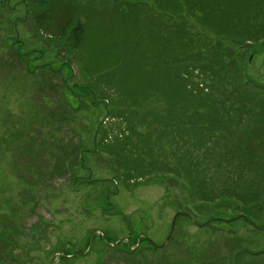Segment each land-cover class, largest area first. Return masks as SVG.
Segmentation results:
<instances>
[{"label":"rangeland","instance_id":"1","mask_svg":"<svg viewBox=\"0 0 264 264\" xmlns=\"http://www.w3.org/2000/svg\"><path fill=\"white\" fill-rule=\"evenodd\" d=\"M77 1L89 12L78 50L69 35L50 38L54 23L38 31L27 1L0 0V264H264L255 257L264 250V195L252 212L237 197L211 192L205 201L189 188L195 174L203 183L221 172L239 179L241 150L218 156L211 145L221 130L243 140L250 126L243 108L241 119L212 128L234 91L260 124L244 133L258 162H247L242 179L261 170L264 192V31L248 24L239 40L215 17L202 20L194 7L166 13L159 0ZM128 4L161 16L154 27L137 24L121 12ZM155 42L178 44L171 56L188 52L189 61L168 66ZM214 53L225 63L204 60ZM229 81L251 89L235 92ZM150 156L155 176H136Z\"/></svg>","mask_w":264,"mask_h":264},{"label":"trees","instance_id":"2","mask_svg":"<svg viewBox=\"0 0 264 264\" xmlns=\"http://www.w3.org/2000/svg\"><path fill=\"white\" fill-rule=\"evenodd\" d=\"M25 1H27V3H29L31 8L33 9V10L32 9L30 10L32 12L30 15V18H31L33 25L36 27L38 31L49 30L51 28V23H54L56 25V31L59 33L56 32L55 34V31H54V35H52L50 38L52 39L55 36V38L58 39V38H63L66 35H69L68 37H69V43L71 44V47L77 50L79 49V46H81V43L83 42L84 37L87 35V30L84 24V20H86V17H87L86 14L89 12L86 11V7L84 4H82L81 2L77 0H25ZM159 1L160 2L158 6L159 7L162 6V10L161 9L160 10L166 13L168 12L181 13L183 7H187V8L194 7L197 10H199V13H201L200 19L202 20H206V19L209 20L210 17H215L219 21V27L222 29V33H229L230 31H233L239 37V40H241L240 36H244V30L246 29L245 26H247L248 24L251 25L252 28L259 27L260 29L264 31V0H195V1L193 0H183V1L173 0L170 2H168L167 0H159ZM121 12L124 15H126V17L131 15L132 20L137 24H138V21H142L143 19H145L143 21L150 22L151 20H155L161 16V15L154 14L149 9H147L146 11L141 10L140 13H136V7L131 4H128L127 7L123 9ZM141 17L143 19H141ZM58 18L59 19L63 18V21L58 22ZM150 25H153L154 27L155 22L151 21ZM254 25H257V26L253 27ZM212 28L217 30L216 27H212ZM120 29L121 28H119L117 25L114 28V31H116L117 33V36L118 34H120L119 32ZM155 29L159 30V28H155ZM56 35H58V37ZM117 36L115 38H118ZM163 37H164V34H157L153 36L154 39H157V38L163 39ZM175 37H177L176 34H175ZM261 37H264V33L262 34ZM246 39L247 38L244 37V40ZM239 40L235 44H239V45L243 44L242 42H244V40L243 41H239ZM157 43L158 45H161V48L163 49L164 52H167V58L170 57L167 62V63H170V65L168 66H171L172 64V66L177 67L178 63L181 65L182 63L189 61L188 52H182L180 54H177V55L175 54L171 56V54L175 53L178 50V44H176V46L174 47L172 42H171V46L165 43L163 44L162 42H155V44ZM122 44H124V42H122ZM119 49L120 47L116 48V51H118ZM162 54L163 53L160 52L158 56L160 57ZM214 55L215 57L205 54L204 60H206V62L207 61L213 62L214 60H220L222 63H225V60H223L221 55L219 57H217L215 53ZM197 56L201 57V53L197 52ZM236 84L239 85L241 89L238 87L239 89L235 90V92L240 91V90L242 92V90L246 88L251 89V86L249 85L248 81L242 82L241 84L237 83L236 81H229V85L230 87L233 86V89L237 88ZM227 87L229 88V86ZM218 90L220 91V89ZM136 94L139 95L140 90L138 91L133 90L131 93V95L137 96ZM154 96L156 95L153 94L150 97H154ZM233 96L234 98H233L232 103L230 102L228 103L225 101L220 102L218 105L219 108L217 107V109L214 111L213 116L211 117L210 115V117L212 118L210 119L212 121L211 122L212 128L213 129L215 128L214 122H217L219 118L221 119H241L240 113L243 108H245V110L247 109V112L252 113L251 119L246 120L248 121V123H250V126L245 127L244 131L241 133L243 135V140L240 138V135H237V134L235 135L232 134V137H230V140H229L228 132H223L221 130L220 131L221 134H216V136H214L215 137L214 140H216V142L213 141L211 145L214 149L219 148L220 152L218 153V156H221L224 153L230 152L231 146L233 148L238 147L241 150V153H239L238 155L233 154V158L237 160L236 171L239 176V179L232 180V181H227L225 179L221 180L220 178L221 177L223 178L224 176L223 175L224 173L221 172L218 175H215V178H216L215 183L213 181L212 182L206 181L205 183H203V176H199L198 174H195L192 180L191 187L189 188H190L191 194H194L197 197L201 195L202 200H205V201L210 200L211 192L224 196L222 198H225L226 196L237 197L240 199L242 203L241 205L244 206L247 209V211H252L251 209H258L257 204L260 201L259 197L260 198L263 197L264 192L261 190V192L263 193H260L259 191V184H260L259 174L261 173V170L254 173L253 176L250 177L249 181L242 179V177H246V175L244 174H246L247 172L244 170V168L247 162L253 164L254 166L258 162L257 155H250V157L247 155L249 151V146L251 147V145H249L250 141H247V139H244V133L247 138H251L255 134V131L260 126V124H259V120L254 118L256 114L255 109L252 106L246 105L244 102H242L241 96L237 97V95L234 94V91H233ZM140 98H143V97L140 96ZM129 100L132 101L133 103L139 102L138 100L134 101V99H129ZM172 105H173V102L169 103V107ZM204 114L206 113L204 112ZM213 120H216V121H213ZM247 142L249 143L247 144ZM241 146L242 148H240ZM137 152L139 153L138 150ZM155 159L156 158L152 159L150 156L149 161H147L146 166L141 171L144 174L135 172L137 174H140L136 176L144 177V179L155 176V172H156L155 169H157L156 168L157 162ZM193 159L191 158V160ZM195 164L197 163L195 162ZM251 173L252 171L250 172V174ZM217 184H219L220 187ZM251 195L254 198L251 197ZM255 196L257 197V199H255ZM247 198H251L250 203H247ZM106 206H108V204H106ZM235 254L236 255L233 256V258L237 260L238 257L242 256L244 253L241 254L240 252L237 251ZM258 255L259 256H255V257L261 256L264 259V250L260 251ZM229 261L232 262L233 260L229 259Z\"/></svg>","mask_w":264,"mask_h":264},{"label":"water","instance_id":"3","mask_svg":"<svg viewBox=\"0 0 264 264\" xmlns=\"http://www.w3.org/2000/svg\"><path fill=\"white\" fill-rule=\"evenodd\" d=\"M174 221H175V217H174V218H173V220H172L171 229H170V231H169V234H168V236H167V238H166L165 242H164L162 245H159V247H158V248H161V247H163V246H164V244L167 242L168 238L170 237V235H171V232H172V230H173ZM151 243H152V242H151ZM152 245H154V246H155V244H153V243H152Z\"/></svg>","mask_w":264,"mask_h":264}]
</instances>
